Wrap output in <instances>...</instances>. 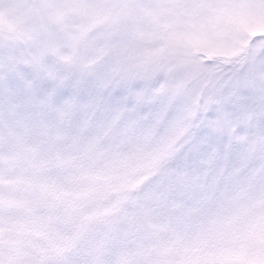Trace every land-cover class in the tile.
<instances>
[{"label": "snow or ice", "instance_id": "1", "mask_svg": "<svg viewBox=\"0 0 264 264\" xmlns=\"http://www.w3.org/2000/svg\"><path fill=\"white\" fill-rule=\"evenodd\" d=\"M0 264H264V0H0Z\"/></svg>", "mask_w": 264, "mask_h": 264}]
</instances>
